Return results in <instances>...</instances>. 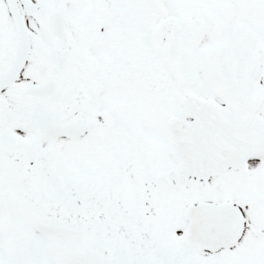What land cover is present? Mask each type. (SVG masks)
<instances>
[{
	"label": "snow or ice",
	"instance_id": "1",
	"mask_svg": "<svg viewBox=\"0 0 264 264\" xmlns=\"http://www.w3.org/2000/svg\"><path fill=\"white\" fill-rule=\"evenodd\" d=\"M0 264H264V0H0Z\"/></svg>",
	"mask_w": 264,
	"mask_h": 264
}]
</instances>
